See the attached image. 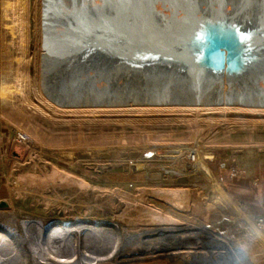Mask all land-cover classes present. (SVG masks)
<instances>
[{"label":"rangeland","instance_id":"obj_1","mask_svg":"<svg viewBox=\"0 0 264 264\" xmlns=\"http://www.w3.org/2000/svg\"><path fill=\"white\" fill-rule=\"evenodd\" d=\"M96 3L100 0L91 1ZM70 6L79 7L67 0L59 13ZM33 15L19 0H0V80L14 86L11 100L0 102V121L13 136L28 135L7 174L0 208L13 207L27 224L18 234L32 257H40L37 264L49 259L33 239L41 229L29 224L45 229L54 220L80 217L119 224L124 237L109 264H264V216L248 213L232 198L216 201L218 191L187 147L213 155L206 161L228 193L219 171L264 155V109L148 105L149 98L166 94L164 84L149 86L154 92L131 86L102 94L78 95L73 89L66 95L51 82L41 92ZM24 20L31 31L27 52ZM180 145L187 148L182 154ZM165 188L176 190L186 208L160 199ZM150 210L156 211L155 222ZM169 214L179 223L170 225Z\"/></svg>","mask_w":264,"mask_h":264},{"label":"water","instance_id":"obj_2","mask_svg":"<svg viewBox=\"0 0 264 264\" xmlns=\"http://www.w3.org/2000/svg\"><path fill=\"white\" fill-rule=\"evenodd\" d=\"M142 2L118 0L113 6L105 0L87 1L57 13L54 21L61 32L56 34L67 45L68 63L75 64L77 57L84 64L77 70V80L85 74L87 80H105L110 85L106 77L117 72L140 79L175 70L213 78L264 72V0L236 5L227 1L212 8L200 2L193 11L172 10L163 2L158 8L155 1L136 9ZM244 33H251L250 40L240 39ZM159 84L163 83L122 80L128 87Z\"/></svg>","mask_w":264,"mask_h":264},{"label":"bare ground","instance_id":"obj_3","mask_svg":"<svg viewBox=\"0 0 264 264\" xmlns=\"http://www.w3.org/2000/svg\"><path fill=\"white\" fill-rule=\"evenodd\" d=\"M65 1L67 0H19L23 8H25V13L27 15L31 14L32 9L34 11L33 17L36 22L35 39L37 52L36 62L38 67V89L41 92L43 88L48 90L47 86H49L51 82L56 83L59 89L63 92L62 94L66 95L72 93L73 89L77 90L74 93L81 95L84 93H108L115 88L128 87L122 85V80H124L125 83L130 82L131 84L141 82L155 84L156 82H160L166 87V94L162 95L160 98H149L148 101L153 100V102H147L148 105H186L201 108H206L207 106H216L219 108H223V106H233V108L239 107L254 110L264 109V86L261 85V82H264L263 71L233 78H213L207 76H193L179 73L175 70L169 72L166 71L165 73L141 79L138 76H122L117 72L107 76L106 78L110 81V85L107 84L102 87L98 86L93 78H89L88 80H82L79 78L77 80L75 75L78 74V71L84 64L76 57V60L74 61L75 64L70 66V63H68L70 58H68L69 52L67 51V45L63 46V39L56 34L58 27L54 21V17L57 16V13H59L60 8L65 4ZM68 1L75 2L79 6L87 1L91 3L92 0ZM105 1L113 6H123L117 2L115 3L116 5L113 4L114 1L118 0ZM125 1L128 2L130 0ZM139 1H143V6L136 7L138 10H141L140 8L145 9L147 6L151 5V1H155L156 5L158 2H163L167 6H170L172 10L183 8L188 11H193L199 8L198 4L200 2H206L209 4V7L212 8L214 3L223 5L225 2L230 1L236 5L243 0ZM128 6H131V4ZM24 23L25 26L22 28L21 34L23 36V41L26 43L25 49L27 52L31 31L28 27L29 21L24 20ZM141 34H145V32H141ZM68 48L69 50L71 49V47ZM121 76L124 78H121ZM118 77H120V79ZM117 79H119L118 83L115 82ZM132 86H136L135 88L138 87V85ZM145 86H147V88L149 87L148 85ZM13 87L14 86L5 84L0 80L1 103L6 104L11 100ZM150 87L149 89H152ZM238 87L241 89H237ZM29 89L30 86L26 82V92H28ZM203 89H209V91L202 94L200 92ZM152 90L153 92L155 91L154 89ZM64 103L68 104L69 100ZM180 146L181 147L177 151L179 154H182L187 148L182 145ZM187 147H191L194 150L195 155H197L196 157L199 167L211 180L213 188L218 191L216 201L230 200V195L224 190L219 180L214 176L206 161V158L211 159L213 158V155L208 154L203 156L201 151L196 150L195 146ZM150 211L151 219L155 222L156 211ZM37 223L39 224V221H37ZM26 226L27 224L17 216L13 207L8 209L0 208V264H37L39 262V260L36 259L38 256L34 255L35 258H33V254L27 250L25 246V238H23L22 234L21 236L18 234L19 230L25 231ZM29 227H34L36 230L41 229L33 239L37 243L41 242V245L43 246V254L46 259H49L47 260L49 262L46 264H95L98 262L113 260L118 255L124 237V233L120 230V226L117 223L103 221L86 222L82 218L76 221H67L63 219L54 220L46 224L45 229L30 224ZM259 234L262 236L260 232ZM110 235L113 237H110ZM165 237L166 236H163L161 239L163 240ZM108 241H110L109 244H107ZM226 242L231 244L228 240ZM102 245L108 246L104 247ZM38 258L40 259V257ZM42 261L46 262L44 259Z\"/></svg>","mask_w":264,"mask_h":264},{"label":"crops","instance_id":"obj_4","mask_svg":"<svg viewBox=\"0 0 264 264\" xmlns=\"http://www.w3.org/2000/svg\"><path fill=\"white\" fill-rule=\"evenodd\" d=\"M13 137V134L0 121V200L5 199L8 193L7 174L19 160L24 150V146L16 144ZM229 170L230 168L224 167L219 171V175L230 197L236 202V205L239 206L240 204L248 213L254 214L255 216H264V155L257 156L254 159L240 160L238 162V176H231ZM165 189L167 192L165 190L164 196L159 197L160 199L168 201L181 209L186 208V200L176 190L170 188ZM80 218L86 222L94 221L83 217ZM168 219L171 221L170 225L179 223L172 214H169ZM179 232L178 234L183 233L181 230ZM209 232L212 237L217 238L215 236L216 233L212 230ZM164 233L165 231L163 233L161 232L162 235ZM221 240L218 238V241ZM107 261L99 264H109Z\"/></svg>","mask_w":264,"mask_h":264},{"label":"built area","instance_id":"obj_5","mask_svg":"<svg viewBox=\"0 0 264 264\" xmlns=\"http://www.w3.org/2000/svg\"><path fill=\"white\" fill-rule=\"evenodd\" d=\"M13 140L16 144H20V145H25L28 143V135L25 132H17L14 137ZM230 174L232 176H238L239 175V170L237 168H232L230 170ZM263 218H260V223L263 221Z\"/></svg>","mask_w":264,"mask_h":264},{"label":"snow or ice","instance_id":"obj_6","mask_svg":"<svg viewBox=\"0 0 264 264\" xmlns=\"http://www.w3.org/2000/svg\"><path fill=\"white\" fill-rule=\"evenodd\" d=\"M237 31H239V30H237ZM202 35L203 34H201V38H202ZM250 36H251V33H244V34L240 35V39L242 41L250 40Z\"/></svg>","mask_w":264,"mask_h":264}]
</instances>
